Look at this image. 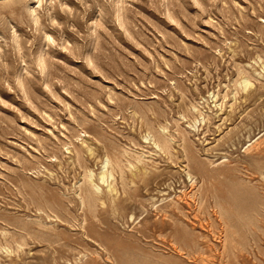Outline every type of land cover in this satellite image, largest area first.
Listing matches in <instances>:
<instances>
[{
    "label": "rangeland",
    "instance_id": "374dc122",
    "mask_svg": "<svg viewBox=\"0 0 264 264\" xmlns=\"http://www.w3.org/2000/svg\"><path fill=\"white\" fill-rule=\"evenodd\" d=\"M7 1L0 264H264V0Z\"/></svg>",
    "mask_w": 264,
    "mask_h": 264
},
{
    "label": "bare ground",
    "instance_id": "6f19581e",
    "mask_svg": "<svg viewBox=\"0 0 264 264\" xmlns=\"http://www.w3.org/2000/svg\"><path fill=\"white\" fill-rule=\"evenodd\" d=\"M22 0H8L7 1V6H8V10L10 11V13H15V12H17L18 11V9H19V3L21 2ZM43 0H35V2L36 3H38L37 5H33L32 6V9H31V11H32V19H33V21H34V23H38V14H37V6H39L40 4H41V2H42ZM119 2V1H118ZM120 5V4H119ZM119 8H121V7H119ZM119 10H122V9H119ZM1 12V11H0ZM119 12H121V11H119ZM122 14V13H121ZM121 14H119V15H121ZM120 17V16H119ZM122 18V17H121ZM48 33V32H47ZM15 34V33H14ZM50 34V33H49ZM49 34H48V37H51V36H49ZM46 35V34H45ZM1 36V35H0ZM17 34L15 35V42L17 43V45L16 46H18V48H19V43H18V39H17ZM46 39H47V37H46ZM52 39V38H51ZM50 39V40H51ZM42 50V49H41ZM43 53L44 52H42V53H39V55H38V57H37V64L38 65H40V66H44L45 64H44V56L45 55H43ZM45 54V53H44ZM27 69V68H26ZM257 73L258 74H260L261 72H258L257 71ZM22 80V79H21ZM239 83V82H238ZM240 84L243 86V88L244 89H246L249 85H251L252 84V81H251V78H250V75H248V74H244L243 76H242V80L240 81ZM240 89V88H239ZM243 89V90H244ZM202 113V112H201ZM160 128H162L161 129V131H163V132H165V129H167V128H165V127H160ZM161 134H163V133H161ZM165 134V133H164ZM162 137H164V143L161 145L159 142H155V144L157 145V147H159L160 149L162 148V147H166V145H167V142H168V144H169V142H171V141H168L170 138H168V136H163V135H161ZM145 137H147V136H145ZM144 137V138H145ZM153 137V136H152ZM160 139V138H159ZM159 139H157L158 141H159ZM171 140V139H170ZM83 142L85 143H87V149L89 150V151H93V148H92V146L91 145H89L88 144V142H87V140H83ZM68 144V143H67ZM154 144V145H155ZM165 145V146H164ZM167 149H168V146H167ZM83 148L82 147H80V148H76V154H77V157H78V159H81V155H83ZM124 152H126V151H124ZM127 152H128V150H127ZM140 153V154H139ZM145 153V152H144ZM158 153V152H157ZM126 154H128V153H126ZM144 154H143V152H138V154L136 155V160H138L139 162H140V160H141V158H142V156H143ZM76 157V158H77ZM106 157V156H105ZM146 157V156H145ZM84 158V157H83ZM77 159V160H78ZM118 160H111L110 159V157H106L105 158V160L103 161V163H102V166H101V170H100V172H99V180L101 181V182H103V183H106L107 184V187H108V189H112V190H114L115 189V187L113 186V184L111 183V181L109 182V178H113L114 177V172H113V169L115 168L114 167V165H117L118 166V168L119 167H121V164H120V160L117 162ZM128 161V160H127ZM137 161V162H138ZM142 161V160H141ZM115 163V164H114ZM129 163H130V161H129ZM128 163V165L130 166V164ZM123 164V163H122ZM125 165V164H124ZM123 165V166H124ZM133 165V164H132ZM133 167V166H132ZM123 168V167H122ZM121 170V168L119 169V171ZM114 171H116V170H114ZM263 171V170H262ZM122 172H123V170H122ZM94 175H95V173L93 172V170H87L86 172H85V175H84V178H85V181H87V183H88V185L90 186L89 188H90V192H89V196L88 197H90L91 199L92 198H96V195L98 194L97 192H99L100 190H101V185L98 183V182H95L94 181V179L95 178H93L94 177ZM262 176H264V174L262 175ZM116 178V177H115ZM264 179V178H263ZM114 180V179H113ZM115 181V180H114ZM115 184V183H114ZM88 189V188H87ZM97 193V194H96ZM88 194V193H87ZM100 194V193H99ZM87 197V196H86ZM85 197V198H86ZM81 198V197H80ZM82 199H83V197H82ZM98 199V198H97ZM89 200V199H88ZM88 200H87V202H88ZM96 200V199H95ZM93 201V200H92ZM87 202H85L84 201V199H83V201H82V203H84V204H86ZM96 203V202H95ZM91 205V204H90ZM93 206V205H92ZM84 218V217H83Z\"/></svg>",
    "mask_w": 264,
    "mask_h": 264
}]
</instances>
